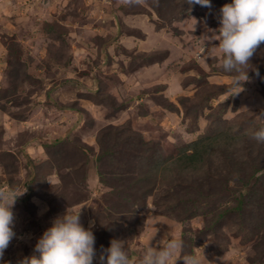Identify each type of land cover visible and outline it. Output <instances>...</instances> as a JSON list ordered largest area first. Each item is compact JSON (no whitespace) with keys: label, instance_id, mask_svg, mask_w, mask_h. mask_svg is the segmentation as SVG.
Returning <instances> with one entry per match:
<instances>
[{"label":"rangeland","instance_id":"obj_1","mask_svg":"<svg viewBox=\"0 0 264 264\" xmlns=\"http://www.w3.org/2000/svg\"><path fill=\"white\" fill-rule=\"evenodd\" d=\"M231 2L0 0V189L25 191L0 264L82 205L97 256L155 235L202 264H264V44L233 94L213 40Z\"/></svg>","mask_w":264,"mask_h":264},{"label":"clouds","instance_id":"obj_2","mask_svg":"<svg viewBox=\"0 0 264 264\" xmlns=\"http://www.w3.org/2000/svg\"><path fill=\"white\" fill-rule=\"evenodd\" d=\"M122 2L131 6L140 4L141 0ZM187 3L211 7L210 0H187ZM218 19L220 26L213 38L219 41L218 67L231 74V85L237 89L233 94H238L243 91V82L249 80L252 57L264 44V0H232L222 5ZM254 70L259 75L258 69ZM261 115L264 117V113ZM250 138L264 144V123L251 132ZM24 193L0 189V258L16 235L12 208L17 197ZM83 206L79 210L68 207L62 215H57L38 239L34 253L20 264H93L94 259L98 264H177L181 260L183 264H202L199 254L184 250L182 241L171 238L164 243H153L155 235L138 249L135 258L129 254L127 241L121 239H112L110 246L97 256L95 236L80 221Z\"/></svg>","mask_w":264,"mask_h":264},{"label":"trees","instance_id":"obj_3","mask_svg":"<svg viewBox=\"0 0 264 264\" xmlns=\"http://www.w3.org/2000/svg\"><path fill=\"white\" fill-rule=\"evenodd\" d=\"M199 143H204V140L202 139H199V140H197L196 142H195V145L197 144H199ZM199 153V151L197 150V151H195V153L193 152L192 154H190V156H192V155H197Z\"/></svg>","mask_w":264,"mask_h":264}]
</instances>
